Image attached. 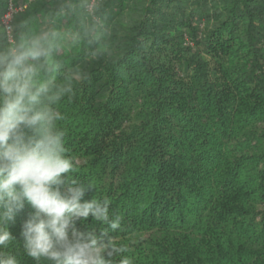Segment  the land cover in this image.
Returning <instances> with one entry per match:
<instances>
[{
  "label": "trees",
  "instance_id": "1",
  "mask_svg": "<svg viewBox=\"0 0 264 264\" xmlns=\"http://www.w3.org/2000/svg\"><path fill=\"white\" fill-rule=\"evenodd\" d=\"M100 2L90 18L57 14L79 0H13V23L60 34L58 68L37 80L73 85L57 126L69 179L92 185L82 200L122 218L109 231L128 251L113 264H264V0ZM32 211L25 201L6 225L19 264H36L20 235Z\"/></svg>",
  "mask_w": 264,
  "mask_h": 264
},
{
  "label": "clouds",
  "instance_id": "2",
  "mask_svg": "<svg viewBox=\"0 0 264 264\" xmlns=\"http://www.w3.org/2000/svg\"><path fill=\"white\" fill-rule=\"evenodd\" d=\"M100 7V0H79L78 5H62L57 14L79 8L91 18ZM17 15L9 0L8 12L0 20L7 40L0 46V264H19L7 251L15 238L6 225L25 201L33 211L22 225V248L36 264H113L114 256L128 251L109 231L119 229L122 218H110L106 199L82 200L92 185L69 179L76 166L66 154L65 132L57 126L64 117L53 105L70 96L73 85L37 80L41 71L58 68L51 58L60 34L41 30L30 37L17 36L20 25L13 23ZM80 38L79 32L71 36L73 42ZM90 216L107 227L76 226ZM118 264L132 262L124 258Z\"/></svg>",
  "mask_w": 264,
  "mask_h": 264
},
{
  "label": "built area",
  "instance_id": "3",
  "mask_svg": "<svg viewBox=\"0 0 264 264\" xmlns=\"http://www.w3.org/2000/svg\"><path fill=\"white\" fill-rule=\"evenodd\" d=\"M16 6V5H15ZM25 7V5H22V6H16V11H20L22 8H24ZM8 9H9V2H8V4H7V7H6V10H5V12L3 13V15L5 14V13H7L8 12ZM3 15H2V17H1V20L3 19Z\"/></svg>",
  "mask_w": 264,
  "mask_h": 264
}]
</instances>
